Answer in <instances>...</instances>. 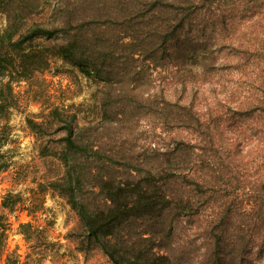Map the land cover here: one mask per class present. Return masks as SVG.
I'll return each instance as SVG.
<instances>
[{
    "label": "trees",
    "instance_id": "obj_1",
    "mask_svg": "<svg viewBox=\"0 0 264 264\" xmlns=\"http://www.w3.org/2000/svg\"><path fill=\"white\" fill-rule=\"evenodd\" d=\"M0 5L8 8L7 1ZM60 12L56 24L35 21L21 32L15 20H7L0 30V147L17 101L13 82L24 71L14 56H36L37 61L43 51L25 52L26 41H59L47 47L49 54L100 85L95 99L103 122L80 120L58 105L40 121L26 122L41 137L55 123L63 131L55 148L39 151L58 160L59 170L46 184L78 217V249L98 248L113 264H183L172 247L162 244L163 236H156L158 226L172 212H194L199 198L193 191L213 193L222 180L224 196L232 199L210 208L206 252L191 264H244L251 238L264 234V0H81L72 7L63 2ZM117 47L128 51L123 64L115 57ZM140 57L155 66L178 65L166 80L175 108L169 110L171 101L163 97V120L191 133L187 139L174 134L172 146L143 156L106 134L114 123L130 117L132 104L123 106L124 99L145 101L128 78L129 70L121 68ZM119 76L128 79L114 80ZM118 81L132 87L121 94L116 91L121 87L113 85ZM108 116L112 119L105 122ZM247 121L252 136L241 139L232 152L223 137L229 126ZM218 145L224 150H217ZM235 197L238 212L229 207ZM17 201L9 191L1 206L12 210ZM235 214L239 221L232 220ZM6 220L0 213V258ZM30 227V222L20 224L25 237ZM263 251L259 247L253 254L262 256L264 264Z\"/></svg>",
    "mask_w": 264,
    "mask_h": 264
},
{
    "label": "rangeland",
    "instance_id": "obj_2",
    "mask_svg": "<svg viewBox=\"0 0 264 264\" xmlns=\"http://www.w3.org/2000/svg\"><path fill=\"white\" fill-rule=\"evenodd\" d=\"M3 1L8 2V8L5 11L0 5V30L7 24V20H15L21 26V32H24L31 22L56 24L62 14L60 7L63 2L72 7L81 0H0V4ZM119 26L115 24L114 29L118 30ZM58 42L40 38L32 43L26 41L23 44L25 52L43 51V57L40 56L37 61L36 56L28 59H22L20 55L14 56L24 71L20 80L13 82L17 101L10 108L7 119L9 135L0 147V213L7 218L0 264H113L98 248L87 251L78 249V233L81 231L78 217L65 198L46 184L58 172L59 164L55 157L44 156L39 149L43 146L47 150L55 148L63 131L55 123L45 128L41 137L26 122L27 118L40 121V116L53 105L75 112L80 120H94L99 125L103 122L99 119L100 113H97L100 112L99 101L95 99V96H99L100 85L84 76L72 63L49 54L47 47ZM115 50L117 62L123 64L128 51L120 47ZM111 55L114 59L112 63L117 64L113 54ZM132 61L121 68L125 69L126 66L129 70L128 78L134 80L136 93L141 98L144 94L145 101L140 98L124 99V105H121L132 104L130 117L112 125L113 128L106 132L110 140L113 143L122 142L135 155L143 156L153 155L157 149L172 146L174 134L190 138L189 130L180 129L177 124L163 120L166 113L162 110V98L170 100L166 80L171 78L178 65L172 62L163 65L158 63L155 66L142 57ZM34 65L39 66L37 70H33ZM120 76H123L122 71ZM120 76L114 77V80L128 79ZM113 85L121 87L120 91H116L126 93L127 85L124 82L118 81ZM128 87H132L131 84ZM175 100L176 98L170 100L169 110L175 108ZM186 100L189 102L188 96ZM234 117L238 121H244L242 116ZM111 119L108 116L105 122ZM243 129H246L245 132ZM251 130L249 121L244 125L239 122L229 126V132L223 137L231 144L227 147L232 152L237 151V143L252 136ZM219 146L217 150H224ZM233 157L236 160L237 153ZM219 182L220 187L213 193L201 188L193 191L195 197L199 198L192 205L194 212L180 216L172 212L158 226L156 236H163L162 244L167 248L172 247L183 264H191L203 256L206 252V220L210 219L211 209L232 199L224 196L227 191L224 192L223 181ZM9 191L18 200L12 210L1 206L3 196ZM237 201L238 198L235 197L229 207L238 212ZM232 220L239 221L240 216L235 214ZM26 222L31 224L28 237L20 229V224ZM218 227L219 225H213V230ZM252 239L243 253L244 264H263L262 256L256 258L253 251L259 247L264 248V234Z\"/></svg>",
    "mask_w": 264,
    "mask_h": 264
}]
</instances>
